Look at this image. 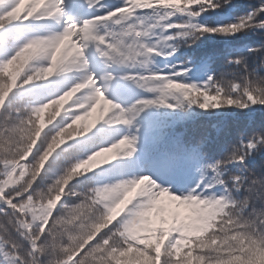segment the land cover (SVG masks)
I'll return each instance as SVG.
<instances>
[{"label": "clouds", "instance_id": "obj_1", "mask_svg": "<svg viewBox=\"0 0 264 264\" xmlns=\"http://www.w3.org/2000/svg\"><path fill=\"white\" fill-rule=\"evenodd\" d=\"M76 2L0 0V264H264V128L216 157L169 143L174 119L264 107V0ZM249 36L193 79L189 50ZM164 197L191 214L158 226Z\"/></svg>", "mask_w": 264, "mask_h": 264}, {"label": "trees", "instance_id": "obj_2", "mask_svg": "<svg viewBox=\"0 0 264 264\" xmlns=\"http://www.w3.org/2000/svg\"><path fill=\"white\" fill-rule=\"evenodd\" d=\"M254 2L255 0H234L236 5L234 10L217 12L211 18L213 21H218L221 18L230 17L234 13L244 12L248 9L249 4ZM257 42L255 37L250 36L230 40L209 37L196 48L189 50L187 55L191 54L197 62H205L212 66L214 71H220L224 68L227 55H236L238 50H244L245 45ZM177 120L180 125H186L190 128L196 126L201 129L204 127L203 135L210 134V141H212L210 148L216 147V152L219 154L230 144L235 143L240 138L241 133L248 134L259 128H264V107H256L255 110L220 109L214 114L204 113L192 118ZM258 157L250 161V163H255L252 165L253 167L264 166V153Z\"/></svg>", "mask_w": 264, "mask_h": 264}, {"label": "rangeland", "instance_id": "obj_3", "mask_svg": "<svg viewBox=\"0 0 264 264\" xmlns=\"http://www.w3.org/2000/svg\"><path fill=\"white\" fill-rule=\"evenodd\" d=\"M201 69H202V68H200V69L198 70V72H197V70H195V69L193 70V73H192L193 79L200 80V77H201V75H202V73H203V71H202ZM163 199H165L166 202H169V198L164 197ZM178 208H181V209L186 208L187 210H191V207L188 206V205L180 206V207H178ZM173 212H176V210H173Z\"/></svg>", "mask_w": 264, "mask_h": 264}]
</instances>
